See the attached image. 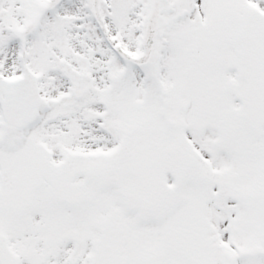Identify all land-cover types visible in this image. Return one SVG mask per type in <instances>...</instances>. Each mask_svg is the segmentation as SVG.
Wrapping results in <instances>:
<instances>
[{
	"label": "snow or ice",
	"instance_id": "obj_1",
	"mask_svg": "<svg viewBox=\"0 0 264 264\" xmlns=\"http://www.w3.org/2000/svg\"><path fill=\"white\" fill-rule=\"evenodd\" d=\"M0 264H264V0H0Z\"/></svg>",
	"mask_w": 264,
	"mask_h": 264
}]
</instances>
